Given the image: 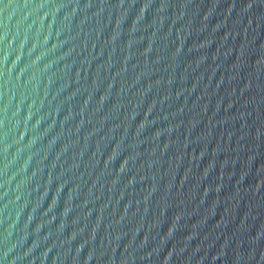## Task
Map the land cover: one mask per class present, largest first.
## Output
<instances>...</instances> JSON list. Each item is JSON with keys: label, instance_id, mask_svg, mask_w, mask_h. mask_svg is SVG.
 Here are the masks:
<instances>
[{"label": "water", "instance_id": "obj_1", "mask_svg": "<svg viewBox=\"0 0 264 264\" xmlns=\"http://www.w3.org/2000/svg\"><path fill=\"white\" fill-rule=\"evenodd\" d=\"M0 264H264V0H0Z\"/></svg>", "mask_w": 264, "mask_h": 264}]
</instances>
